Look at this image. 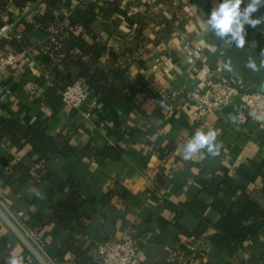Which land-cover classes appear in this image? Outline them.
<instances>
[{
  "label": "crops",
  "instance_id": "1",
  "mask_svg": "<svg viewBox=\"0 0 264 264\" xmlns=\"http://www.w3.org/2000/svg\"><path fill=\"white\" fill-rule=\"evenodd\" d=\"M113 1L121 3V12L102 13ZM220 2L68 0L58 14L69 17L79 3L100 14L99 41L106 47L100 62L107 69L127 71L135 103L123 107L91 94L90 119L66 107L62 92L48 96L51 57L41 47L49 36L32 31L24 37L25 23L38 9L9 4L3 11L4 37H24L30 47L18 53L17 63L0 78V125L12 120L24 135L32 127L63 136L76 149L45 163L33 147L18 149L0 140V173L21 162L40 171L39 183L21 190L0 179V200L57 264H77L76 255L66 250L68 242L98 264L100 244L126 237L138 240L141 264H264V219L229 257L212 241L214 229L202 238L190 237L186 233L198 228L199 218L189 213L178 218L171 209L200 201L208 206L205 218L217 224L221 214L212 208L216 199L205 190L217 180L223 189L218 199L232 204L236 198L227 193L237 189L264 210V124L253 123L235 106L200 114L198 95L211 81L229 83L239 92L264 93V68L253 72L245 66L250 57L260 63L264 25L246 26L243 49L223 46L206 26ZM258 15H264V8L254 18ZM253 40L255 48L249 47ZM229 61L231 72L225 68ZM197 129L217 131L218 155L205 150L203 159L200 154L183 158V145ZM76 196L82 201V232L48 223ZM5 239L13 243L11 254L22 255L25 264H38L0 219V241ZM0 264L7 261L0 257Z\"/></svg>",
  "mask_w": 264,
  "mask_h": 264
},
{
  "label": "trees",
  "instance_id": "2",
  "mask_svg": "<svg viewBox=\"0 0 264 264\" xmlns=\"http://www.w3.org/2000/svg\"><path fill=\"white\" fill-rule=\"evenodd\" d=\"M68 0H1L0 1V31L5 23L2 18L3 11L13 5L19 10H25L29 6L38 9L29 23H25V34L38 31L49 40L41 47L51 57L52 71L50 79L52 86L48 96L53 97L59 92H64L77 81H84L86 89L97 97L106 101H115L123 107L135 106L132 96L129 95L127 84V71L124 68H105L100 60L106 52L105 45L99 41V13L84 3H79L69 17L58 14ZM121 3L113 1L106 4L102 13L113 15L121 12ZM6 39L0 37V48L5 53L16 54L22 52L30 43L26 38ZM13 52V53H15ZM113 57L115 58L114 54ZM147 97H152L147 91ZM28 134L24 135L12 120H7L0 125V140H6L12 146L22 149L29 145L37 152L45 163L57 159L61 151L69 154L75 152V148L66 137H52L44 132L28 127ZM0 179L7 185L21 190L30 184L37 185L40 179V171L31 169L24 162L13 167L5 168L0 173ZM205 190L216 200L212 208L221 214L217 224H212L205 218L208 206L200 201L187 204L182 207L171 206L178 218L186 213L193 214L200 220V225L193 233H186L190 237L202 238L209 230L214 229L212 241L218 245L229 257H233L255 232L259 222L264 219V210L251 198L247 192H239L233 189L227 193L236 199L228 204L218 199L223 189L217 180L210 181ZM82 201L78 196L64 203L59 211L48 223H57L71 233H80L85 229V223L80 215ZM76 222L77 225H73ZM39 226H44L38 220ZM66 250L76 255L77 264H94L93 260L81 247H75L70 242ZM13 243L7 239L0 241V257L6 261L11 255Z\"/></svg>",
  "mask_w": 264,
  "mask_h": 264
},
{
  "label": "built area",
  "instance_id": "3",
  "mask_svg": "<svg viewBox=\"0 0 264 264\" xmlns=\"http://www.w3.org/2000/svg\"><path fill=\"white\" fill-rule=\"evenodd\" d=\"M7 31V28L2 29L0 37H4ZM19 58V54L5 53L0 48V78L17 63ZM90 96L85 82L81 80L62 92V102L66 107L80 112L84 118L90 119L91 113L87 110ZM198 98L201 115L220 112L235 106L253 123L264 124V93L262 92H239L229 83L211 81ZM97 261L98 264H141L139 242L132 237L107 240L97 247Z\"/></svg>",
  "mask_w": 264,
  "mask_h": 264
},
{
  "label": "clouds",
  "instance_id": "4",
  "mask_svg": "<svg viewBox=\"0 0 264 264\" xmlns=\"http://www.w3.org/2000/svg\"><path fill=\"white\" fill-rule=\"evenodd\" d=\"M243 5V7H242ZM264 8V0H221L215 6L206 20V26L218 41L225 47L235 45L237 48L243 49L246 45V26L256 29L258 26L264 25V15L255 16ZM249 47H256L253 40L249 43ZM253 72L264 68V50L260 52V63L257 65L255 59L249 58L246 65ZM225 68L231 72V62L229 61ZM216 130L197 129L194 135L183 145V158L191 160L200 154L203 159V152L211 156L219 154V145L216 143ZM7 264H25L22 255L11 254L7 258Z\"/></svg>",
  "mask_w": 264,
  "mask_h": 264
},
{
  "label": "water",
  "instance_id": "5",
  "mask_svg": "<svg viewBox=\"0 0 264 264\" xmlns=\"http://www.w3.org/2000/svg\"><path fill=\"white\" fill-rule=\"evenodd\" d=\"M0 219L38 264H57L0 200Z\"/></svg>",
  "mask_w": 264,
  "mask_h": 264
}]
</instances>
